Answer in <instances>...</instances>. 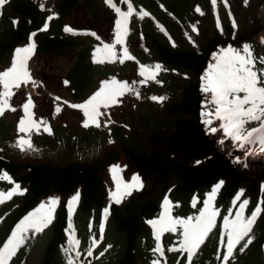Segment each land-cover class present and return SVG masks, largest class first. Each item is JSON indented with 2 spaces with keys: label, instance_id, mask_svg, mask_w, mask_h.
Wrapping results in <instances>:
<instances>
[{
  "label": "trees",
  "instance_id": "obj_1",
  "mask_svg": "<svg viewBox=\"0 0 264 264\" xmlns=\"http://www.w3.org/2000/svg\"><path fill=\"white\" fill-rule=\"evenodd\" d=\"M118 1V7L126 10L125 0ZM128 2L134 11L125 41L138 38L140 48L136 54L128 50L135 59L113 62L108 67L107 61L91 59L103 39L90 30H64L66 21L79 9L88 18L99 9L115 15L104 0H6L0 6V64L9 65L15 47L26 43L28 34L34 32L35 56L76 55L77 61L67 77L76 103L88 91H95L97 75L108 77L111 67L122 69L134 63L160 64L155 77L146 82L157 96L165 97L160 101H141L127 112L126 120L119 118L101 127L91 125L79 133L73 129L59 136L63 131L59 126L51 132L31 131L33 147L25 146L24 150L16 146L17 137L24 134L13 133L12 124L0 114V171L11 177V181L0 178V192L7 193L14 186L12 182L25 190L0 202V243L14 223L41 200L59 198L51 223L35 236L29 232V238L9 264H66L68 256H75L74 252L62 251L67 247L64 229L69 223L74 225L69 231L79 241L76 250L81 252L74 264H151L153 260L158 264H186L187 254L175 250L176 233L164 232L163 255L152 251L155 238L146 221L159 215L165 195L170 201V215L194 216L203 206L204 194L218 181L223 183L212 201V207L218 209L216 222L190 264H219L221 257L216 253L218 248L223 249L219 225L228 210L234 212L244 199L248 200L245 217L257 203L261 211L248 232L253 239L243 252L239 251L243 242L237 245L228 264H264V163L244 159L246 151L232 149L235 140L231 137L221 135L227 139L223 143L216 140L199 117L200 100L204 98L199 90V76L213 51L228 45L242 51V43L247 42L254 57L253 69L258 75L264 69V0H226V4L217 0L215 11L210 0ZM196 6L202 14L195 11ZM141 9L148 15L138 17ZM49 16L51 19H47ZM46 19L48 27L44 29ZM81 44L84 47L77 52ZM215 125L214 120L212 126ZM245 126L256 127L258 122H247ZM255 144V150L264 153V145L258 141ZM113 164L120 166L121 178L124 173L128 176L126 172L136 173L142 182L119 204L108 197L115 188L109 172ZM77 190L78 202L69 218L65 205ZM239 190L241 195L233 204ZM105 207L109 211L101 231ZM90 237L101 242L87 256L84 253L91 244ZM169 247L174 251H168Z\"/></svg>",
  "mask_w": 264,
  "mask_h": 264
},
{
  "label": "snow or ice",
  "instance_id": "obj_2",
  "mask_svg": "<svg viewBox=\"0 0 264 264\" xmlns=\"http://www.w3.org/2000/svg\"><path fill=\"white\" fill-rule=\"evenodd\" d=\"M105 4L111 7L115 12V28L114 38L111 43H104L98 45L93 50L92 60L95 62L97 58L100 62L111 61L119 59L121 62L127 59H135L130 55L128 48L125 46V36L129 31V17L133 13V6L128 0H125L127 9L122 10L117 7L113 0H104ZM226 4V0H224ZM6 0H0V6L4 5ZM213 11L216 10L217 0H210ZM44 7V5H40ZM195 11L201 12L199 6H196ZM202 14V12H201ZM55 15V13H52ZM148 13L142 9L137 13L138 17L146 16ZM47 19H51L49 16ZM47 19L43 28L48 27ZM16 21L13 20V24ZM235 26V25H234ZM41 29H37L40 31ZM67 32H72L74 29L68 27L64 28ZM195 30V29H194ZM35 33H29L26 43L15 47L10 58L9 66L0 70V113L5 109H11L9 98L13 95V87H19L21 83L27 84L32 77L28 70V60L32 54L35 43L33 40ZM99 39V38H98ZM262 43H264V38ZM119 44V53L114 45ZM264 63V60H261ZM254 57L247 42L242 43V51L233 48L231 45L221 47L218 51L211 53V59L203 72L199 76V90L204 95L200 100L199 117L201 123L206 128L207 132H216L217 128L213 127V121H217L219 128L223 130L226 136L239 141L242 145L244 142L252 143L258 141L264 145V69L260 70V75L253 69ZM160 64L154 66L140 65V75L146 79L155 77V73L160 70ZM144 83V80L139 81ZM64 83H67L65 81ZM134 90L128 86L124 81L117 80L115 77L99 81V86L84 98L79 103L70 104V107L81 110L83 114L82 123L85 127L88 125H95L96 127L104 126L109 121H101L99 118L104 115V111L110 105L119 104L118 99L125 93L133 92ZM138 95V93H137ZM59 99V97H57ZM153 101H160L165 99L163 96H151ZM23 116L20 117L17 131L24 135L18 136L16 139V146L21 150L33 147L29 139V133L33 130L39 131L41 127L45 132H50L47 123H41L33 119V101L29 98L23 103ZM56 111H60L56 108ZM247 122H258L256 127H246ZM109 138V143H111ZM199 163V161H196ZM121 168L119 165L113 164L109 166L112 181L115 185L114 190L108 192L110 201L116 204L121 202V198L130 193L133 189H139L141 186V178L136 173H132L129 180H125L120 176ZM0 178L11 181V177L6 173L0 171ZM13 183V187L9 188L7 193L0 192V202L5 198L11 197L12 194H23L25 191L21 189L18 184ZM223 181H218L211 185V190L204 194L203 206L199 207L198 212L194 216L182 218L179 216L173 217L170 215V201L165 195L160 204L159 215L155 218L147 219V224L151 226L152 236L155 238V247L153 252L161 253V233L171 232L176 233L178 244L175 250L181 254L186 253V264H190L194 252L202 244L205 237L213 228L218 209L212 207L213 198L217 194V189L221 186ZM264 188V184L261 185ZM242 190L235 193L232 203H236V199L241 195ZM79 191L72 195L66 202L67 215L70 218L73 213V205L78 200ZM197 197L194 195L192 201L195 202ZM59 202L56 196H49L45 200H41L35 207L23 214L11 227L6 239L0 243V264H9L10 258L16 253L17 249L25 243L29 238V232L35 236L42 231L54 219V213ZM248 204V200L244 199L239 203L235 209L234 216L224 215L223 221L219 225L220 243L223 245L222 251L218 248L217 256L219 264H225L229 257L233 254V249L243 242V246L239 248L243 252L247 244L251 242L253 237L248 235L250 226L254 219L261 211V205H257L251 210L250 215L245 217L244 210ZM109 209L105 207L103 213H107ZM229 212L232 211L230 208ZM2 219V218H0ZM103 216L101 217L100 230L103 231ZM71 223L64 229L67 235V247L63 248L64 252H74L75 256H68L66 264H74L76 258L81 256V252L76 250L79 241L75 238ZM91 244L84 253L87 256L92 255V249L98 241L89 238ZM168 251H174L169 247ZM151 264H158L157 260H153Z\"/></svg>",
  "mask_w": 264,
  "mask_h": 264
},
{
  "label": "rangeland",
  "instance_id": "obj_3",
  "mask_svg": "<svg viewBox=\"0 0 264 264\" xmlns=\"http://www.w3.org/2000/svg\"><path fill=\"white\" fill-rule=\"evenodd\" d=\"M118 2V0H113V3L117 7ZM66 24L68 27L74 29V32H82L86 29H90L91 33L103 39L104 43H111L115 35V15L109 14L104 9L97 10L95 15L91 18H88L87 14L79 9L74 17L66 21ZM125 46L131 53L136 54L140 48L139 39L135 38L129 42L126 41ZM83 47L82 44L78 45L76 51H80ZM114 47L119 56L120 45L116 44ZM30 56L31 58L29 57L27 66L32 79L29 80L27 84L22 82L19 87H13V95L9 98V104L12 106L11 109H5L3 113H0L5 115L7 123L12 124V132H18L17 125L20 117L24 114L22 105L29 98L33 101V107L31 109L33 112V119L40 121L42 124L47 123L50 131L53 127L59 126L63 130L59 133V136H63V134L73 129H75L77 133L81 132V130H83L82 128L85 127L82 123L83 114L81 110L70 107V104H75L76 102L70 94L71 89L67 88V85L62 82L63 78L67 79L68 72L77 61L76 55L65 54L49 58L41 54L35 56L32 53ZM31 60H33V62L29 64ZM127 60L129 59L125 58L124 61ZM97 61L100 62V59L97 58L95 62ZM113 62L122 63L119 59H114L107 61V67L112 65ZM7 66L9 65L0 64V70H3ZM139 68L140 65L138 63L131 64L122 69L111 67L112 71L108 77H103L102 75L96 76V88L99 86L100 80L115 77L117 80L124 81L134 90L133 92L125 93L122 97H119L118 99L121 101L119 104L110 105L109 108L104 111V115L99 118L102 122L107 120L109 121L108 123H110L112 121H117L119 118L126 120L129 116V114H127L129 110L137 108V104H140L141 101L151 99L153 95L157 96L156 92L148 88L146 82L148 79L145 80V78L140 75ZM141 80H144V83H140L139 81ZM96 88L94 90H96ZM91 93V91H88L87 94L77 102L82 101ZM57 97H59V99H57ZM56 108H59L60 111L57 112ZM90 126L91 125H88L87 127ZM42 131H44L43 127L36 132ZM233 158L235 159L236 157ZM258 162H261L260 164L264 163V157L258 160ZM119 165H123V163ZM126 174L128 176L124 173V179L129 180L131 175L127 172Z\"/></svg>",
  "mask_w": 264,
  "mask_h": 264
}]
</instances>
